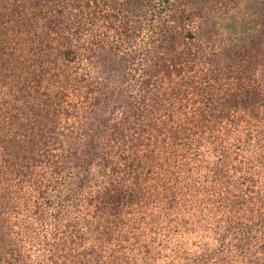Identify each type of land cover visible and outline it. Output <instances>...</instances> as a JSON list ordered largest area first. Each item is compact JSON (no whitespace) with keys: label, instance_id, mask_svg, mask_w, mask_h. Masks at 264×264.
<instances>
[{"label":"trees","instance_id":"16d2710c","mask_svg":"<svg viewBox=\"0 0 264 264\" xmlns=\"http://www.w3.org/2000/svg\"><path fill=\"white\" fill-rule=\"evenodd\" d=\"M0 264H264V0H0Z\"/></svg>","mask_w":264,"mask_h":264}]
</instances>
